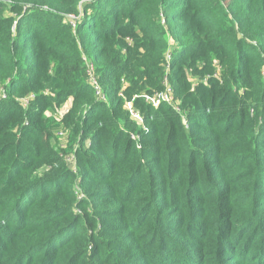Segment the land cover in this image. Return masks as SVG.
I'll use <instances>...</instances> for the list:
<instances>
[{
	"label": "trees",
	"instance_id": "trees-1",
	"mask_svg": "<svg viewBox=\"0 0 264 264\" xmlns=\"http://www.w3.org/2000/svg\"><path fill=\"white\" fill-rule=\"evenodd\" d=\"M0 87V264H264V0H0Z\"/></svg>",
	"mask_w": 264,
	"mask_h": 264
},
{
	"label": "built area",
	"instance_id": "built-area-1",
	"mask_svg": "<svg viewBox=\"0 0 264 264\" xmlns=\"http://www.w3.org/2000/svg\"><path fill=\"white\" fill-rule=\"evenodd\" d=\"M85 63H86V73H87V76H88V79L91 83V86L93 87V89L95 90V94L97 96V99L100 100L101 102H106V97L101 94V92L99 91L98 89V85H97V81L93 75V67L91 64H88L85 60ZM171 94H172V91L171 89L166 86L165 87V90L164 92L160 93V94H157L153 97H145L144 100L145 102L151 104L154 108H156L161 102H165L167 104H170L172 105V97H171ZM6 92H5V89L3 87H0V103L6 99ZM20 103L23 107H25L26 105V100H20ZM126 108L129 110L130 112V115L131 117L138 121V122H141V118H140V115L138 114V112L134 111L130 104H127L126 105ZM66 111V110H65ZM64 111V112H65ZM63 112V113H64ZM56 137L58 138V140H64L66 139V135H65V132L63 131H58L56 133ZM66 162L68 164V166L70 167V169L72 170V173L74 174H77V170H76V167H75V163H74V159L73 157H69L66 159Z\"/></svg>",
	"mask_w": 264,
	"mask_h": 264
},
{
	"label": "rangeland",
	"instance_id": "rangeland-1",
	"mask_svg": "<svg viewBox=\"0 0 264 264\" xmlns=\"http://www.w3.org/2000/svg\"><path fill=\"white\" fill-rule=\"evenodd\" d=\"M3 2L9 4L10 0H3ZM191 82L194 83L195 81L192 80ZM69 106H70V102L68 101V102H66V104H63V106L58 110V112H56L55 114H54L53 112L47 113V116L50 117V118H51L52 120H54L55 122H58L59 117L63 114V112H64ZM54 111H55V110H54ZM57 118H58V120H57ZM64 132H65V131H64ZM65 134H66V133H65ZM54 135H55V134H54ZM55 140H57V139H56L55 136H54V141H55ZM65 142H66V139H64V140H57V141H56V145L58 144V145L61 146V145L65 144Z\"/></svg>",
	"mask_w": 264,
	"mask_h": 264
}]
</instances>
